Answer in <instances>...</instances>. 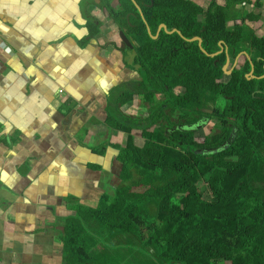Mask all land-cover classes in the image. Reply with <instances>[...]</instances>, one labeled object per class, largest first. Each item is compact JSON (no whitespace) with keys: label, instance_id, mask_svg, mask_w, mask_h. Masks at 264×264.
<instances>
[{"label":"trees","instance_id":"1","mask_svg":"<svg viewBox=\"0 0 264 264\" xmlns=\"http://www.w3.org/2000/svg\"><path fill=\"white\" fill-rule=\"evenodd\" d=\"M86 1L135 44L120 52L140 79L105 121L127 136L118 147L120 184L95 208L75 206L64 219L62 264H264V39L251 41L244 21L253 17L237 7L247 0H212L206 9L190 0H133L142 17L131 0ZM161 24L179 34L161 29L152 39L147 27L154 35ZM88 29L90 40L98 25ZM195 37L201 48L187 41ZM219 44L232 57L246 52L254 78H244L247 67L220 82L226 56H208ZM134 95L145 119L119 111ZM208 120L219 133L198 141L196 126ZM207 175L210 200L197 189Z\"/></svg>","mask_w":264,"mask_h":264},{"label":"crops","instance_id":"2","mask_svg":"<svg viewBox=\"0 0 264 264\" xmlns=\"http://www.w3.org/2000/svg\"><path fill=\"white\" fill-rule=\"evenodd\" d=\"M243 8L257 43L264 0ZM11 13L0 10V264H62L64 219L75 206L95 208L120 184L118 147L127 136L105 121L121 95L136 93L140 77L126 68L120 31L104 8L14 0ZM91 23L98 33L88 40ZM129 56L133 66L134 49ZM240 58L248 67L240 56L237 71ZM119 111L148 116L137 95ZM131 133L141 147L140 133Z\"/></svg>","mask_w":264,"mask_h":264},{"label":"rangeland","instance_id":"3","mask_svg":"<svg viewBox=\"0 0 264 264\" xmlns=\"http://www.w3.org/2000/svg\"><path fill=\"white\" fill-rule=\"evenodd\" d=\"M212 0H194L195 3L199 4V6H201L203 9H206L207 6L209 5V3L211 2ZM216 1H219L221 2L222 0H216ZM218 3V2H217ZM238 9H241V10H245V8H243L244 6H237ZM231 57V56H230ZM242 64V67L244 68V65L245 63L243 62L242 58L239 59ZM232 62H233V59H230V63H229V66L227 68V70L230 69L231 65H232ZM237 67H238V64H237ZM237 67H235L234 72L237 71ZM245 69V68H244ZM225 80L229 79L227 76H224ZM218 131L215 130V127L213 126V120H209L207 121L204 126H201L200 128H198V130L196 131L195 133V138L198 140V141H201L203 137L205 136H212L214 134H216ZM241 144L243 146H245V143L244 142H241ZM208 175L205 176L203 179H201L198 183H197V189H198V192L200 193V195L202 196V198L204 200H210V196L207 192V185H208ZM220 264H228V263H220Z\"/></svg>","mask_w":264,"mask_h":264},{"label":"water","instance_id":"4","mask_svg":"<svg viewBox=\"0 0 264 264\" xmlns=\"http://www.w3.org/2000/svg\"><path fill=\"white\" fill-rule=\"evenodd\" d=\"M131 1H132V3L134 4V6L137 8L138 12L140 13V15H141V17H142L141 11H140V9L138 8V6L135 4V2H134L133 0H131ZM95 2H96V3H99V0H95ZM161 29L164 30V32H167V33H173V32H176V33L179 34V32L176 31V30H172L171 32H168V31L166 30V27H165L164 25H162V24L158 26V28H157V30H156V32H155L154 35H151V32H150V30H149L148 27H147V33H148V35H149L152 39H155V38L158 36V33L160 32ZM119 35H120L121 41H122L125 45H127L128 47L131 48L132 45H133L134 43H130V41H129L128 39H126V37L122 34V32H120ZM187 41H189V42L197 41V42H198V46H199V48H201V40H200V38L195 37V38H192V39L187 40ZM134 45H135V44H134ZM219 48H220V49H219L218 52H215V53H213V54H209L208 56L211 57V58H213V57H215V56H217V55H219V54H221V53L224 52V54H225V56H226V60H225V64H224V66H223V68H222V71H223V74L229 75V74H231L232 69L227 70V68H228V66H229V62H230L229 55H228V49H227V47L223 46L222 44H219ZM201 51L204 52L203 50H201ZM241 55H243L244 57H246V59L249 61L250 66H251L250 74H252V72H253V66H252V63H251V60H250V57H249L248 54H246V53H244V52L238 54V55L236 56V58H235L234 64H236L237 59H238ZM262 78L264 79V75L260 76V79H262ZM203 111L206 112V113H207V112L209 113V111H207V110H203Z\"/></svg>","mask_w":264,"mask_h":264},{"label":"flooded vegetation","instance_id":"5","mask_svg":"<svg viewBox=\"0 0 264 264\" xmlns=\"http://www.w3.org/2000/svg\"><path fill=\"white\" fill-rule=\"evenodd\" d=\"M241 53H243V52H241ZM239 54H240V53H239ZM228 55H229V54H228ZM241 56H243V55H241ZM235 58H236V56H235V57H232V56L230 57V56H229V59H233L232 65H231V67H230V69H232L231 74H229V75L223 74V77H222V79L220 80V82L225 83V82H228V81H230L231 79L237 77L236 75L233 74V72H234L233 69H235V67H237V61H236V64H234ZM247 61H248V60H247ZM229 63H230V62H229ZM247 63H248V67H249V72H248L247 74L243 75V76H244V78H246V79L254 78V76H253L252 74H250L251 66H250L249 61H248ZM252 66H253V65H252ZM237 69L240 70L239 67H237ZM252 73H253V72H252ZM233 75H234V77H232ZM224 76H227L229 79L225 80V79H224V78H225ZM259 78H260V77H259ZM257 93H261V92H257ZM203 110H206V109H203ZM207 111H209V113L207 112L208 115H211V114H212V111H211V110H207ZM203 112H204V111H203ZM204 113H206V112H204ZM208 121H209V120H208ZM228 121L230 122V124H229L230 126L233 125V124H235V119H233V118H230ZM206 122H207V121H204L203 123H200L199 125L196 126V128L198 129V128H200L201 126H204V124H205ZM213 123H214V122H213ZM213 126H214V124H213ZM215 130L218 131L216 128H215ZM217 133H219V132H217ZM233 133H235V132H233ZM205 137H206V136H205ZM203 138H204V137H203ZM203 138H202V139H203ZM242 142H244L245 145H246V142H245L244 140H243Z\"/></svg>","mask_w":264,"mask_h":264},{"label":"clouds","instance_id":"6","mask_svg":"<svg viewBox=\"0 0 264 264\" xmlns=\"http://www.w3.org/2000/svg\"><path fill=\"white\" fill-rule=\"evenodd\" d=\"M14 2V0H0V10L2 9H9V14L11 13V4ZM74 2V0H66V4L70 7L71 4ZM75 2L78 3V0H75Z\"/></svg>","mask_w":264,"mask_h":264},{"label":"built area","instance_id":"7","mask_svg":"<svg viewBox=\"0 0 264 264\" xmlns=\"http://www.w3.org/2000/svg\"><path fill=\"white\" fill-rule=\"evenodd\" d=\"M258 1L260 2L261 0H247V1H243L240 5L245 6L247 2L254 4L255 2H258Z\"/></svg>","mask_w":264,"mask_h":264}]
</instances>
